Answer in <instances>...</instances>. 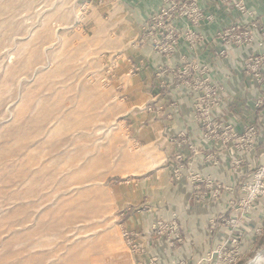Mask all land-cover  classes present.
Masks as SVG:
<instances>
[{
    "label": "crops",
    "instance_id": "0c3cea01",
    "mask_svg": "<svg viewBox=\"0 0 264 264\" xmlns=\"http://www.w3.org/2000/svg\"><path fill=\"white\" fill-rule=\"evenodd\" d=\"M188 1L211 19L189 28L187 17H175L172 24L180 39L170 53L155 50L148 40L141 41L143 26L161 0L86 2L88 50L102 60L106 71L100 82L107 86L114 98V114L123 117L130 141L142 154L130 169L134 178L114 186L121 191L118 208L125 209L118 227L136 232L139 249L129 250L133 264H212L205 255L231 234L238 237L241 250L236 264L245 263L264 246L263 199L248 210L238 209L244 195L241 185L264 160V132L250 151H240L232 131L225 127L213 128L205 139V127L193 118L192 102L200 91L175 75L186 63L193 67L194 77L198 73L194 67L206 65V77L221 87L211 117L220 124L233 123L238 133L251 123L263 130L264 115L253 104L264 93V83L256 84L244 72L247 50L236 47L224 56L215 54L223 46L219 33L246 16L226 1ZM244 1L264 29V0ZM188 30L193 32L192 41L185 37ZM194 77L189 78L191 83ZM180 139L186 140L184 169L176 181L172 164L179 151L175 142ZM233 159L240 163L234 166ZM191 173L200 181H191ZM218 183L222 187L213 195ZM238 216L236 227L223 220ZM172 218L177 221L180 239L171 244L168 234L151 230V225ZM256 228L262 229L260 234Z\"/></svg>",
    "mask_w": 264,
    "mask_h": 264
},
{
    "label": "rangeland",
    "instance_id": "374dc122",
    "mask_svg": "<svg viewBox=\"0 0 264 264\" xmlns=\"http://www.w3.org/2000/svg\"><path fill=\"white\" fill-rule=\"evenodd\" d=\"M86 2L0 0V264H133L114 186L142 154L88 50Z\"/></svg>",
    "mask_w": 264,
    "mask_h": 264
},
{
    "label": "built area",
    "instance_id": "2783aa9c",
    "mask_svg": "<svg viewBox=\"0 0 264 264\" xmlns=\"http://www.w3.org/2000/svg\"><path fill=\"white\" fill-rule=\"evenodd\" d=\"M226 1L229 6L236 11L244 14L246 20H235L223 31L219 33L223 46L218 49L215 54L217 56H224L233 48L244 47L248 54L243 64V70L246 75L250 76L256 84L264 83V29L260 27L259 22L255 18L252 11L248 10L244 0H221ZM187 17L190 22V27H198L203 24L204 21H209L211 15H205L198 8V6L188 0H161L160 5L151 14L148 21L143 26V36L141 41L148 40L152 47L161 53H170L179 44L180 36L177 33L175 26L172 24V20L175 17ZM187 40H193V32L188 30L185 33ZM193 67L189 64H184L175 70L176 77L181 78L183 82L194 88L199 89L200 94L194 96L192 105L194 109L193 118L200 124L201 127H205L206 131L203 133V137L206 139L210 137L214 132L213 128L225 127L226 130L232 131L231 137L235 139L236 145L240 151H250L254 148L256 140L263 130L256 124L251 123L246 128L238 133L233 130L235 127L233 123L227 122L220 124L213 117H211V110L219 103L218 91L221 87L214 85L206 77L208 67L202 65L201 67L195 66L194 69L198 71L197 75L191 74ZM193 78L191 83L189 78ZM253 107L255 110L262 111L264 115V93L257 95L255 98ZM148 110H151L148 107ZM184 136V135H183ZM182 136V137H183ZM186 140L180 139L176 141V145L179 151L174 155V162L172 164L174 180H179L182 177L184 169V155L183 145ZM240 160L233 159V165H238ZM189 179L191 181H200L198 175L190 174ZM208 184L210 180H206ZM222 187L220 183L216 185L213 190V195H217L219 189ZM229 189V187H227ZM241 190L244 195L238 202V209L243 210L250 209L254 202L263 199L264 207V160L258 165L251 176V178L241 185ZM124 215L123 212L121 216ZM226 223L236 227L239 216L235 218L223 219ZM151 230L166 233L170 236V243L174 240H179V229L176 219L172 218L169 221L157 220L151 225ZM261 228H256L255 232L260 234ZM122 237L125 243L129 247L131 252L137 251L139 245L135 241L136 232L122 229ZM241 256V250L239 245V239L235 235H230L227 239L220 242L214 249L205 255V260L211 261L212 264H236Z\"/></svg>",
    "mask_w": 264,
    "mask_h": 264
},
{
    "label": "bare ground",
    "instance_id": "6f19581e",
    "mask_svg": "<svg viewBox=\"0 0 264 264\" xmlns=\"http://www.w3.org/2000/svg\"><path fill=\"white\" fill-rule=\"evenodd\" d=\"M248 264H264V249L260 250Z\"/></svg>",
    "mask_w": 264,
    "mask_h": 264
},
{
    "label": "water",
    "instance_id": "95a60500",
    "mask_svg": "<svg viewBox=\"0 0 264 264\" xmlns=\"http://www.w3.org/2000/svg\"><path fill=\"white\" fill-rule=\"evenodd\" d=\"M250 261H251V260H250ZM250 261H249V262H250ZM249 262H248V263H249Z\"/></svg>",
    "mask_w": 264,
    "mask_h": 264
}]
</instances>
